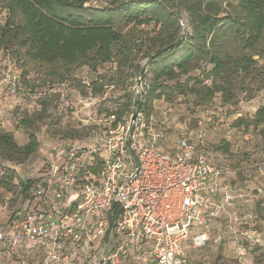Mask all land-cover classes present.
I'll return each instance as SVG.
<instances>
[{
  "label": "rangeland",
  "instance_id": "rangeland-1",
  "mask_svg": "<svg viewBox=\"0 0 264 264\" xmlns=\"http://www.w3.org/2000/svg\"><path fill=\"white\" fill-rule=\"evenodd\" d=\"M9 1L0 0V27L9 19ZM80 1L64 0L73 5ZM112 2L85 0L81 4L89 12H104L112 8ZM109 15L114 18L115 29L129 41L131 52L125 63L116 57L105 64L79 65L69 68L64 78L57 79L50 74L53 68L59 73L64 72L59 64L26 63L23 66L8 51H0V131L11 133L20 146L27 143L30 134L39 142L36 154L23 164H2V169L15 172V179L12 186L0 187V226L19 206L13 198L20 186L40 175L50 150L65 143L88 149L100 138L109 136L115 129L111 127L112 117L108 114H119L129 103L136 76L144 68L150 70L148 57L190 30L185 12L179 17L171 12L163 26L152 22L138 27L125 25L124 16L118 11ZM258 50L262 53L258 65L263 66L264 40ZM204 68L201 65L191 76H199ZM149 78L152 84L151 75ZM186 80L181 77L179 82L185 84ZM164 83L171 89L151 102L149 114L157 120L164 134L160 151L170 154L180 137L190 138L194 147H202L216 164L231 171L232 174L225 177L226 185L243 196L211 224L204 247L193 248L190 239L185 242L186 263L263 264L264 134L260 130L264 131V123L256 129L253 126L236 127L234 123L241 118L248 124L256 111L264 108L261 81L251 79V76L244 78L235 101L230 104L223 103L220 94L211 99L179 95L172 90L174 82ZM192 83L188 82L190 88ZM148 84L150 86V82ZM203 85L211 86V81L204 80ZM25 118L32 121L31 128L19 125V120ZM225 144L229 145L228 150L220 151Z\"/></svg>",
  "mask_w": 264,
  "mask_h": 264
},
{
  "label": "built area",
  "instance_id": "built-area-1",
  "mask_svg": "<svg viewBox=\"0 0 264 264\" xmlns=\"http://www.w3.org/2000/svg\"><path fill=\"white\" fill-rule=\"evenodd\" d=\"M148 83L145 71L136 76L131 112L109 136L88 149L53 147L20 186L0 226V264H187L185 242L206 245L211 224L243 196L190 138L160 151Z\"/></svg>",
  "mask_w": 264,
  "mask_h": 264
},
{
  "label": "trees",
  "instance_id": "trees-1",
  "mask_svg": "<svg viewBox=\"0 0 264 264\" xmlns=\"http://www.w3.org/2000/svg\"><path fill=\"white\" fill-rule=\"evenodd\" d=\"M84 1L73 5L64 0H10L9 19L0 27V51H8L23 66L59 64L64 72L53 68L50 76L62 79L71 67L105 64L116 57L123 59V63L127 61L131 47L115 29L111 12L121 13L125 25L132 27L152 22L163 26L171 12L177 17L185 12L190 30L148 57L149 72L147 68L140 71H145L150 82L147 116L151 102L171 89L166 81L175 83L172 90L179 95L211 99L220 94L225 104L235 101L244 78L259 79L264 88V65H258L262 59L258 48L264 40V0H113L112 10H104L108 14L89 12L82 7ZM201 65L205 68L200 75L191 76ZM181 77H186L185 84L179 82ZM204 80H210L211 86L203 85ZM131 104L132 93L122 112L108 114L113 130L128 118ZM234 123L236 127L256 129L264 123V108H259L248 124L241 118ZM19 125L28 129L32 121L21 119ZM260 132L264 134L263 129ZM228 147L225 144L219 150L225 152ZM38 149L39 142L33 134L20 146L11 133L0 131V168L3 163L21 165ZM1 171L0 187L12 186L15 172L6 168ZM30 183L28 180L26 184Z\"/></svg>",
  "mask_w": 264,
  "mask_h": 264
},
{
  "label": "crops",
  "instance_id": "crops-1",
  "mask_svg": "<svg viewBox=\"0 0 264 264\" xmlns=\"http://www.w3.org/2000/svg\"><path fill=\"white\" fill-rule=\"evenodd\" d=\"M227 177H229V176H226V178H227ZM223 185L227 186V185H226V182H225V179H224V181H223ZM225 210H226V209H225ZM225 210H224V211H225ZM224 211H223V212H224Z\"/></svg>",
  "mask_w": 264,
  "mask_h": 264
}]
</instances>
